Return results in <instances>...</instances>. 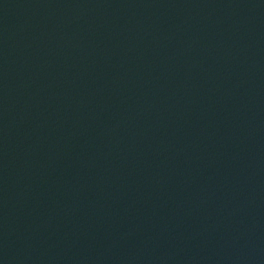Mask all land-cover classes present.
I'll return each mask as SVG.
<instances>
[{
    "label": "water",
    "instance_id": "1",
    "mask_svg": "<svg viewBox=\"0 0 264 264\" xmlns=\"http://www.w3.org/2000/svg\"><path fill=\"white\" fill-rule=\"evenodd\" d=\"M0 264H264V0H0Z\"/></svg>",
    "mask_w": 264,
    "mask_h": 264
}]
</instances>
